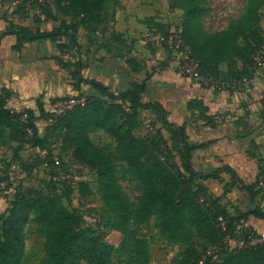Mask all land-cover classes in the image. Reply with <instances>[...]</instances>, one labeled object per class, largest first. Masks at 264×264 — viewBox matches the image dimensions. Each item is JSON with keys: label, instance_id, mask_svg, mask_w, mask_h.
<instances>
[{"label": "trees", "instance_id": "16d2710c", "mask_svg": "<svg viewBox=\"0 0 264 264\" xmlns=\"http://www.w3.org/2000/svg\"><path fill=\"white\" fill-rule=\"evenodd\" d=\"M22 1L31 4L38 11L39 18L43 15L45 19L56 20L52 4L56 14L62 17L59 25L52 30L41 31L38 27L30 28L6 21L5 30L0 32V43L3 37L13 34L17 37L13 49L19 52L25 43L38 39L53 42L59 52L53 59L60 68L68 71L77 94L54 98L50 103L53 105L70 99L76 100V103L51 118L40 96L35 108L16 112L7 107L11 92L2 88L0 137L8 130L7 136L12 142L43 149L46 138L38 134L37 120H49V127L58 135L62 149L69 150L76 162L95 171L100 200L112 216L108 231L123 233L126 244L129 239L133 241L136 264H145L147 258L146 241L139 234L147 214L154 208L158 211L162 233L170 234L171 239H177L178 230L184 223L194 231L191 244L175 264H197L200 256L204 255L206 257L200 264H264V240L247 224L250 215L264 219V210L256 205L249 212L233 215L223 201L234 187L251 202L264 196V158L259 159L258 173L250 184L244 183L228 165H221L208 173L196 171L191 165V151L209 143L189 144L186 125L176 126L169 122L168 113L159 102L141 101L147 86V75L141 82L131 81L127 89L118 92L82 75L85 64L79 56L77 31L82 27L90 40L97 35L103 37L110 16L107 11L110 0ZM263 4L264 0H246L245 11L239 18L220 31L208 32L202 24L210 12L207 0H168L169 9L182 11L179 25L183 40L190 56L198 60L200 74L225 81L244 77L250 79L254 75V56L264 44L259 10ZM145 22L150 29L168 30L153 23V18ZM65 54L69 57L65 58ZM127 62L134 70L135 59L128 58ZM221 62L227 63L229 76H220L218 65ZM238 62H241L239 69ZM85 86L91 91L83 92L82 87ZM187 109L197 110L206 123L215 120L206 114L207 107L201 100L188 101ZM140 111L154 114L155 122L159 124L155 136L143 132ZM242 125L248 127L245 122ZM95 130L104 131L113 140L117 159L126 164L128 173L141 184L136 213L120 185L122 176L118 174L115 160L103 146L95 144L89 137ZM248 135L247 131L238 133L237 137ZM167 156L177 157L175 167L165 162ZM47 162L57 171L52 159ZM223 174L228 176V181L224 184L223 193L217 195L205 182L221 180ZM2 183H5L3 190L8 206L0 213V264L22 262L24 228L29 222L36 224L44 237L41 264H113L115 247L106 239L108 231L84 228L82 215L65 206L56 194L49 195L35 187H19L7 192L11 184L7 176L0 177V185ZM69 194L70 190L65 194L67 200ZM219 219L226 222L220 223ZM229 240L239 248L217 257L213 249Z\"/></svg>", "mask_w": 264, "mask_h": 264}, {"label": "crops", "instance_id": "0c3cea01", "mask_svg": "<svg viewBox=\"0 0 264 264\" xmlns=\"http://www.w3.org/2000/svg\"><path fill=\"white\" fill-rule=\"evenodd\" d=\"M16 3L0 0V32L5 30L6 21L49 31L62 19L52 4L56 20L39 18L32 6L17 9ZM107 11L110 16L103 39L90 40L82 27L77 31L79 56L85 64L82 75L102 82L114 92L127 89L131 81L141 82L147 75L141 101L159 102L168 113L169 122L186 125L189 144L209 143L191 151L192 167L208 173L228 165L244 183L250 184L258 173L259 159L264 158V80L259 77L252 80L257 87L252 93L220 92L202 87L171 70L172 53L164 47L150 50L145 41L150 29L146 19L153 18V23L167 29L180 24L182 11L169 9L168 0H110ZM16 41L17 37L9 34L0 43V90L5 88L11 92L7 101L9 109L20 112L35 108L40 96L45 105L51 99L77 94L68 71L53 59L59 55L53 42L38 39L25 43L18 52L13 49ZM64 57L68 58L69 54ZM128 58L135 59L134 70ZM237 67L241 68V62ZM218 68L221 77L229 76L226 62L219 63ZM82 91L91 89L85 86ZM193 99L202 101L207 107L206 114L215 118L213 123H206L197 110L187 109L188 101ZM244 122L247 128L243 127ZM247 131L248 136L237 137L238 133ZM222 177L228 181L227 175ZM215 182L210 179L205 183L213 192L220 193L222 188L220 184H213ZM229 194L231 201L245 197L236 187ZM256 205L264 210V196L257 197L251 209ZM227 209L230 210L228 206ZM247 224L264 236V219L250 215Z\"/></svg>", "mask_w": 264, "mask_h": 264}, {"label": "rangeland", "instance_id": "374dc122", "mask_svg": "<svg viewBox=\"0 0 264 264\" xmlns=\"http://www.w3.org/2000/svg\"><path fill=\"white\" fill-rule=\"evenodd\" d=\"M16 1V6H31L27 1L22 0H4ZM50 1L51 0H45ZM210 12L203 19V28L208 32H216L226 28L232 20L239 18L245 11L246 0H207ZM33 8V7H32ZM261 12V28L262 39L264 38V4L260 7ZM182 20V16H180ZM180 20V21H181ZM173 27V26H172ZM155 29V28H153ZM153 29H149L146 34V45L150 50L158 48L149 40V34H155ZM171 29V28H170ZM160 31L163 36L162 45L171 54V48L167 43L168 32ZM99 37V35H97ZM103 39V37H99ZM260 42V41H259ZM258 43V42H257ZM256 43V44H257ZM264 43V42H263ZM264 46V44H262ZM260 45V47L262 46ZM173 55V54H172ZM264 80V68L260 75ZM253 84V91L256 89ZM258 90V89H257ZM264 96V95H263ZM45 110L50 114L51 118L67 109L65 104L59 102L51 104L45 103ZM53 115V116H52ZM140 119L142 121V130L145 134L153 137L159 126L155 122L154 114L148 111H140ZM51 122L43 118L37 120L38 134L46 138L44 148L38 149L28 144H18L9 140L6 133L0 137V177L7 176L11 184L7 192H13L16 188L35 187L42 189L47 194H56L60 197L61 202L70 209H75L83 217L84 228H96L108 231L112 221L111 214L100 200L97 192L96 173L93 169L86 165L80 164L73 159L69 150L62 149L60 139L55 131L50 129ZM31 134V132H28ZM30 136V135H29ZM89 137L95 144L103 146L109 155L115 160L118 174L122 176L120 185L128 201L130 202L133 212H137L139 207V197L141 195V184L134 180L128 173L127 166L124 162L119 161L114 150L113 140L102 130H95L90 133ZM27 140V138H25ZM21 146V147H19ZM56 156L62 162V168L54 171L52 166H45L44 162ZM165 162L175 167L176 156H167ZM227 181L222 177L215 183L221 186V195L224 190V184ZM3 184V183H2ZM5 184V183H4ZM0 185V213L7 208L8 198H5V192ZM70 190L68 200L65 198L66 192ZM228 190V189H226ZM230 192L226 194L224 204L230 209V214L237 212H249L252 209V202L245 197L231 201ZM7 200V201H6ZM244 210V211H241ZM219 222H226L225 219ZM145 238L147 258L145 264H175L180 259L185 249L191 244L194 238V231L183 224L178 230L177 239H171L170 234H163L159 227V216L157 208L149 211L143 224V230L140 232ZM124 235L121 232L108 231L107 241L111 243L115 249L112 255L113 264H136L133 252V241L129 239L126 244L123 242ZM25 251L24 258L20 264H41L44 259L43 243L44 237L40 228L29 222L24 228ZM201 241V239H198ZM237 245L233 242H225L218 248H214V254L221 257L223 254L237 249ZM200 264L204 256H200Z\"/></svg>", "mask_w": 264, "mask_h": 264}, {"label": "built area", "instance_id": "2783aa9c", "mask_svg": "<svg viewBox=\"0 0 264 264\" xmlns=\"http://www.w3.org/2000/svg\"><path fill=\"white\" fill-rule=\"evenodd\" d=\"M41 19L44 18L43 15L40 16ZM155 34H149V40L156 47L162 45L163 36L156 29H153ZM167 43L171 48L173 58L169 61V68L175 71L177 74L184 76L193 82L199 84L202 87L220 91V92H242V93H252L253 84L252 80L261 74L264 68V46L259 49L254 56L255 67H254V75L252 78L248 79L246 77L241 79H233V80H213L211 78L204 77L199 72V62L190 56V50L188 46L185 45L183 40V31L181 26L175 25L171 27L168 32ZM60 104H65L67 108L71 107L76 100L70 99L59 102ZM27 132H31L27 130ZM53 166L56 169L61 168V162L56 157H52ZM45 166H49L48 162H44ZM3 185V184H1ZM4 188V186H2ZM261 239L264 240V236H261ZM228 242H233L229 240Z\"/></svg>", "mask_w": 264, "mask_h": 264}]
</instances>
